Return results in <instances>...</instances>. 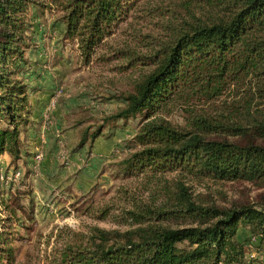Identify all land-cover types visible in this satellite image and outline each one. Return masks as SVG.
<instances>
[{
	"label": "trees",
	"instance_id": "trees-1",
	"mask_svg": "<svg viewBox=\"0 0 264 264\" xmlns=\"http://www.w3.org/2000/svg\"><path fill=\"white\" fill-rule=\"evenodd\" d=\"M139 1L0 0V157H21V135L31 125L30 89L18 79L27 64L28 10L59 13L64 37L89 62ZM191 2L185 4L186 19L155 10L165 17L168 34L150 53H121L129 67L135 57L148 70L132 93L121 96L123 107L86 129L78 145L110 138L128 119L141 116L127 145L134 151L119 166L126 178L163 183L162 192L148 193H162V201L123 208L119 226L125 229L60 230L45 264H247L248 241H264V192L256 202L220 208L194 200L185 181L163 179L176 174L264 188V0ZM191 6L215 13L197 16ZM234 92L238 97L226 112L203 110ZM173 106L184 107L183 126L159 116ZM10 204L0 198V264H16L18 258L17 210Z\"/></svg>",
	"mask_w": 264,
	"mask_h": 264
},
{
	"label": "rangeland",
	"instance_id": "rangeland-1",
	"mask_svg": "<svg viewBox=\"0 0 264 264\" xmlns=\"http://www.w3.org/2000/svg\"><path fill=\"white\" fill-rule=\"evenodd\" d=\"M187 2L191 5L193 3L191 0H140L124 23L118 25L113 34L95 49L89 62L81 57L75 42L64 37V26L58 22L59 13L31 7L25 16L29 43L25 52L27 64L18 79L28 87L32 86L31 93L36 88L34 80H38L41 75L46 73L53 78L57 93L56 104L68 105V119L63 122L66 128L71 127L74 140H78L76 148L86 129L94 130L102 124L104 118L123 107L121 96L132 93L134 85L148 70V67L141 65L144 64L143 61L136 60L135 57L129 67L128 57L121 53H150L151 47L158 41H165L168 34L162 27L165 17L155 16V10L172 13L177 19H186L188 14L184 8ZM189 11L197 16L215 13L206 7L191 6ZM149 43L152 45H148ZM27 76L33 77V82ZM237 97L235 92L226 94L212 104L203 105V110L211 115L226 112L227 104ZM178 107H169L160 112L159 116L176 126H183L187 114L183 111L184 107ZM43 118L45 128L53 126L54 117L50 110ZM30 120L31 125L27 131H35L38 123L34 121L33 112ZM140 121L141 116L130 118L120 129L111 132L115 137L112 149L114 161L104 167L95 183L85 190L70 185L69 181L75 180L76 175L53 174L41 178L40 165L33 161L36 154L42 155L39 147L34 153L25 148L27 144L23 145V153L15 161L6 154L0 157V198L10 200V206L17 210L14 228L20 242L17 244L16 264H45L44 258L50 252L60 230L69 228L85 233L92 228L125 229L126 227L119 226L123 208H130L139 201L155 202V205L162 201V193L149 195L158 188L162 192V182H150L145 176L126 178L119 166V162L134 151L127 145L136 134ZM27 131L22 133V138ZM110 131L106 128L104 134H110ZM33 136L35 138L36 134ZM68 163L63 158L60 166L66 167ZM16 173H19L18 177H15ZM100 177L103 179L98 181ZM182 178L171 174L163 179L168 184L174 180L185 181L194 200L220 208L256 202L264 192L263 187L247 182ZM104 211H108L105 217ZM248 242L250 245L246 248V263L264 264V241L252 238Z\"/></svg>",
	"mask_w": 264,
	"mask_h": 264
},
{
	"label": "crops",
	"instance_id": "crops-1",
	"mask_svg": "<svg viewBox=\"0 0 264 264\" xmlns=\"http://www.w3.org/2000/svg\"><path fill=\"white\" fill-rule=\"evenodd\" d=\"M33 82V77H28ZM33 84V83H32ZM36 88L29 93V102L32 106L34 121L38 123L37 128L25 133L21 137L23 145L30 151L39 147L42 153V159L39 163L40 177L57 174L58 176H75V180L69 181L72 187L85 190L91 187L100 171L108 164L114 161L112 149L115 143V137H99L87 142L84 146H76V140L72 135L71 127L66 128L63 120H67L69 114L68 105H57L55 97V83L49 74L41 75L38 80H34ZM32 86H29L30 91ZM50 110L54 117L53 126L45 128L44 115ZM63 126L61 127V125ZM54 129V131H53ZM55 129L57 132L55 133ZM34 133L36 134L35 138ZM35 140L31 142L30 140ZM73 139V140H72ZM33 153V152H32ZM63 158L68 160L66 167H61L60 163ZM10 159V158H9ZM28 160V159H27ZM103 176V175H102ZM100 177L98 181L102 180Z\"/></svg>",
	"mask_w": 264,
	"mask_h": 264
},
{
	"label": "built area",
	"instance_id": "built-area-1",
	"mask_svg": "<svg viewBox=\"0 0 264 264\" xmlns=\"http://www.w3.org/2000/svg\"><path fill=\"white\" fill-rule=\"evenodd\" d=\"M41 159H42V155L41 154H36L34 156V160L33 161L35 162L36 165H38L40 163ZM18 176H19V173H16L15 177H18Z\"/></svg>",
	"mask_w": 264,
	"mask_h": 264
}]
</instances>
